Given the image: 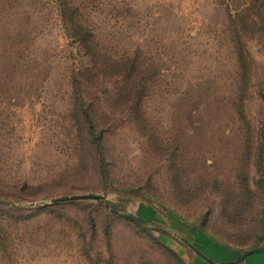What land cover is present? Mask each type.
Segmentation results:
<instances>
[{"label": "rangeland", "instance_id": "rangeland-1", "mask_svg": "<svg viewBox=\"0 0 264 264\" xmlns=\"http://www.w3.org/2000/svg\"><path fill=\"white\" fill-rule=\"evenodd\" d=\"M262 244L264 0H0V264Z\"/></svg>", "mask_w": 264, "mask_h": 264}, {"label": "water", "instance_id": "water-1", "mask_svg": "<svg viewBox=\"0 0 264 264\" xmlns=\"http://www.w3.org/2000/svg\"><path fill=\"white\" fill-rule=\"evenodd\" d=\"M74 198H97V199H101L102 196L99 194H95V193H88V194L73 195V196H67V197H56L52 201L58 202V201L69 200V199H74ZM130 216L144 222V220L139 218V217H136L133 215H130ZM255 252H264V248L263 247H255V248L249 249L242 256L245 257V256L252 254V253H255ZM210 261L213 263L212 260H210Z\"/></svg>", "mask_w": 264, "mask_h": 264}, {"label": "crops", "instance_id": "crops-1", "mask_svg": "<svg viewBox=\"0 0 264 264\" xmlns=\"http://www.w3.org/2000/svg\"><path fill=\"white\" fill-rule=\"evenodd\" d=\"M259 247L264 248V244ZM241 264H264V252H255L245 256Z\"/></svg>", "mask_w": 264, "mask_h": 264}, {"label": "trees", "instance_id": "trees-1", "mask_svg": "<svg viewBox=\"0 0 264 264\" xmlns=\"http://www.w3.org/2000/svg\"><path fill=\"white\" fill-rule=\"evenodd\" d=\"M257 247H259V246H257Z\"/></svg>", "mask_w": 264, "mask_h": 264}]
</instances>
